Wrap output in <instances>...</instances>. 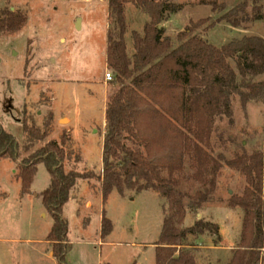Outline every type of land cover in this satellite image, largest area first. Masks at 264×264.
<instances>
[{
	"label": "rangeland",
	"instance_id": "obj_1",
	"mask_svg": "<svg viewBox=\"0 0 264 264\" xmlns=\"http://www.w3.org/2000/svg\"><path fill=\"white\" fill-rule=\"evenodd\" d=\"M173 1L182 9L162 25L174 45L179 44L180 32L200 20L194 33L217 46L246 33L264 37V19L245 20L239 27L232 26L230 18L221 19L244 1L248 13L255 3L264 13V0ZM6 7L21 11L28 21L16 33L0 32V122L19 143L25 137V122L39 127L42 137L32 150L56 141L65 149V169L86 175L78 179L63 209L72 244L66 264H156L168 200L152 190L115 189L107 198L101 191L106 106L117 90L106 80V73L112 72L106 64L108 0H0V11ZM127 7L126 40L132 54V31L142 32L149 16L136 3ZM232 111V121L229 117L216 121L213 154L233 160L237 154L264 151V101L250 102L244 108L235 97ZM17 168L18 162L0 157V264H61L47 239L54 220L41 197L51 186L50 173L39 163L31 192L22 195ZM245 185L240 171L224 165L213 200L198 209L187 198L185 218L193 223L197 219L224 223L225 243L235 248L243 209L223 208ZM183 186L190 194L197 189L196 183ZM208 207L219 208L197 217L199 210ZM104 218L112 226L103 236ZM188 240L186 243L196 247L199 264H226L231 256L232 250H214L224 244L214 230Z\"/></svg>",
	"mask_w": 264,
	"mask_h": 264
},
{
	"label": "trees",
	"instance_id": "obj_2",
	"mask_svg": "<svg viewBox=\"0 0 264 264\" xmlns=\"http://www.w3.org/2000/svg\"><path fill=\"white\" fill-rule=\"evenodd\" d=\"M131 2L149 16L142 32L132 31V54L126 40L127 4ZM246 3L234 6L221 19L230 18L234 27L245 20L264 19L255 1L252 13L246 11ZM181 9L173 0H108L106 64L113 74L109 82L117 90L106 106L101 191L104 198L125 188L164 196L169 212L156 245V264H199L196 247L186 243L189 237L197 239L207 230L219 235L220 230L218 224L203 219L184 227L186 199H191L190 206L201 208L213 200L224 165L236 169L245 176L246 185L241 193L229 197L227 206L243 209L242 229L226 264H261L264 151L226 159L213 154L212 135L217 119L232 121L235 97L244 108L250 102L264 101V37L246 33L217 46L194 33L200 20L180 32L179 44L174 45L162 23ZM27 21L24 13L6 7L0 11V32L16 33ZM23 128L25 137L19 143L0 122V157L18 162L22 195L31 192L38 165L45 164L51 186L41 197L54 220L47 239L53 256L66 264L72 244L63 209L78 179L86 175L65 169V149L56 141L32 150L41 140L40 129L27 122ZM185 182L197 184L194 194L183 186ZM102 222L106 223L104 236L112 225L109 219Z\"/></svg>",
	"mask_w": 264,
	"mask_h": 264
},
{
	"label": "crops",
	"instance_id": "obj_3",
	"mask_svg": "<svg viewBox=\"0 0 264 264\" xmlns=\"http://www.w3.org/2000/svg\"><path fill=\"white\" fill-rule=\"evenodd\" d=\"M87 205L89 206V207H92V202H90V201H88V203H87ZM215 208H219V207H208V208H206V209H201V210H199V212H198V214H197V217L199 216V215H201V216H206V214H207V212H212V211H214V210H218V209H215ZM222 208V207H221ZM227 208H230V207H225V208H223V209H227ZM214 209V210H213ZM210 214V213H209ZM103 217V216H102ZM197 220H199V219H197ZM207 220H210V219H207ZM188 222V223H187ZM184 224H185V227H191L192 225H194V223H193V221H192V219H188V216H187V218H185V221H184ZM216 224H218L219 225V230H220V234H221V236H222V238H223V242H224V244L223 245H221V246H216V247H214V250H216L217 251V253H220L221 251H227V250H232L234 247H233V245H227L226 243H225V238H226V233H225V228H226V226L227 225H225L224 223H216ZM239 241H237V243H238ZM210 248H212V247H210ZM215 251V252H216Z\"/></svg>",
	"mask_w": 264,
	"mask_h": 264
},
{
	"label": "built area",
	"instance_id": "obj_4",
	"mask_svg": "<svg viewBox=\"0 0 264 264\" xmlns=\"http://www.w3.org/2000/svg\"><path fill=\"white\" fill-rule=\"evenodd\" d=\"M112 77H113L112 72L108 71V72L106 73V80H111Z\"/></svg>",
	"mask_w": 264,
	"mask_h": 264
},
{
	"label": "water",
	"instance_id": "obj_5",
	"mask_svg": "<svg viewBox=\"0 0 264 264\" xmlns=\"http://www.w3.org/2000/svg\"><path fill=\"white\" fill-rule=\"evenodd\" d=\"M63 120V119H62Z\"/></svg>",
	"mask_w": 264,
	"mask_h": 264
}]
</instances>
